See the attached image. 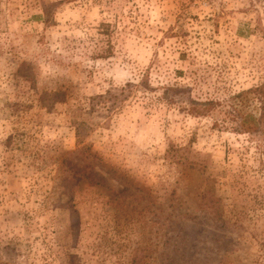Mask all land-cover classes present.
Here are the masks:
<instances>
[{"label":"rangeland","instance_id":"obj_1","mask_svg":"<svg viewBox=\"0 0 264 264\" xmlns=\"http://www.w3.org/2000/svg\"><path fill=\"white\" fill-rule=\"evenodd\" d=\"M262 84L264 0H0V264H264Z\"/></svg>","mask_w":264,"mask_h":264},{"label":"trees","instance_id":"obj_2","mask_svg":"<svg viewBox=\"0 0 264 264\" xmlns=\"http://www.w3.org/2000/svg\"><path fill=\"white\" fill-rule=\"evenodd\" d=\"M147 78L148 77H146L145 79L147 80ZM256 90L258 91V95H259V97L261 99L262 106H261V112H260L259 119L256 120L255 125L261 124V125L264 126V84H262L261 86L256 88ZM57 99H59V98L57 97ZM79 151H85L87 153L86 158H88V159H92V160H99L100 159V158L97 157V155L95 153L90 151L89 147L80 148ZM100 163H101V160H100ZM91 172H92V174H90V173H89V175L87 174L88 178L91 179V181L92 180L94 182L96 181L95 183H97V184L103 185L105 176L102 175V173H100V171L95 170L94 169V165H93V168H92ZM73 177H74V175H73Z\"/></svg>","mask_w":264,"mask_h":264}]
</instances>
